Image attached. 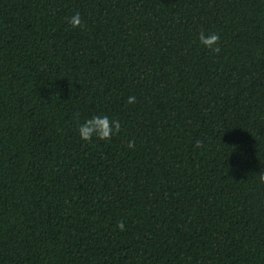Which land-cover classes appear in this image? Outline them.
<instances>
[{"label": "trees", "instance_id": "16d2710c", "mask_svg": "<svg viewBox=\"0 0 264 264\" xmlns=\"http://www.w3.org/2000/svg\"><path fill=\"white\" fill-rule=\"evenodd\" d=\"M261 172L264 0H0V264H264Z\"/></svg>", "mask_w": 264, "mask_h": 264}, {"label": "clouds", "instance_id": "9594fccd", "mask_svg": "<svg viewBox=\"0 0 264 264\" xmlns=\"http://www.w3.org/2000/svg\"><path fill=\"white\" fill-rule=\"evenodd\" d=\"M69 23L73 28L82 27V19L80 14L77 12L73 15ZM199 41L200 43L207 48L211 53L219 54L221 52V48L219 46L220 43V36L219 34L212 32V33H205L201 31L199 34ZM136 103V97L130 96L127 99V104H134ZM79 113L75 114V118L79 120ZM122 124L119 119L109 118L107 115H95L91 118L85 120L84 123L79 124L78 132L81 140L85 142H91L93 138H96L100 141H111L114 135H117L121 132ZM128 148L132 149L135 147V141H129ZM196 148L203 147L202 141H197L195 144ZM259 181L261 184H264V172L259 173ZM118 227L121 230H124L123 222H121Z\"/></svg>", "mask_w": 264, "mask_h": 264}]
</instances>
